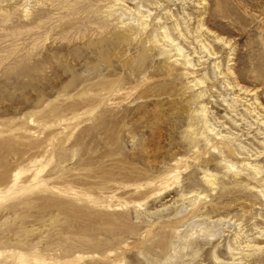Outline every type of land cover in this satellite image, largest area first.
<instances>
[{
    "label": "rangeland",
    "instance_id": "1",
    "mask_svg": "<svg viewBox=\"0 0 264 264\" xmlns=\"http://www.w3.org/2000/svg\"><path fill=\"white\" fill-rule=\"evenodd\" d=\"M259 119L264 0H0V264H264Z\"/></svg>",
    "mask_w": 264,
    "mask_h": 264
},
{
    "label": "bare ground",
    "instance_id": "2",
    "mask_svg": "<svg viewBox=\"0 0 264 264\" xmlns=\"http://www.w3.org/2000/svg\"><path fill=\"white\" fill-rule=\"evenodd\" d=\"M222 40V39H221ZM173 42V41H172ZM226 43V42H225ZM155 44V43H154ZM167 60V59H166ZM170 61V60H169ZM186 74V73H185ZM239 90H242V88H240ZM245 90V89H244ZM247 90V89H246ZM245 90V91H246ZM238 97V96H237ZM236 97V98H237ZM255 98V97H254ZM239 99V98H238ZM256 103V102H255ZM250 104V103H249ZM251 105H252V103H251ZM249 111H255V107L254 108H252V109H250ZM257 113H258V111H257ZM260 114H258V116H259ZM250 116V115H249ZM258 116L256 117V120L258 121ZM261 119H259V121H260ZM260 123H262V124H264V120L261 122L260 121ZM237 132V131H236ZM258 151V150H257ZM258 153V152H257ZM242 154V153H241ZM249 154V153H248ZM251 156V155H250ZM254 157V156H253ZM226 160V159H225ZM220 162V161H219ZM256 163V162H255ZM217 165H218V161H217ZM230 166V165H229ZM234 168V167H233ZM232 169V168H231ZM229 170H230V168H229ZM206 172H207V170H205ZM233 174H235V173H233ZM205 176V175H204ZM238 176H240V175H238ZM258 176V175H257ZM213 177V176H212ZM231 182V181H230ZM216 183V182H215ZM248 183V182H247ZM227 184V183H226ZM229 184V183H228ZM250 184V183H249ZM254 184V183H253ZM248 187V186H247ZM259 187V186H258ZM210 188H212V187H210ZM264 232V231H263ZM260 234V233H259ZM262 234V233H261ZM263 235V234H262ZM249 241V240H248ZM246 243V242H245ZM245 248V247H244ZM246 249V248H245ZM250 250V249H249ZM256 251V250H255ZM258 252V251H257ZM242 254V253H241ZM244 254V253H243ZM249 256V255H248ZM264 256V255H263ZM260 257V256H259ZM247 259V258H246ZM264 259V258H263ZM249 262V261H248ZM253 262V261H252Z\"/></svg>",
    "mask_w": 264,
    "mask_h": 264
}]
</instances>
